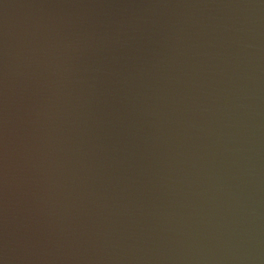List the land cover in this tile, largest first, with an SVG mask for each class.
Instances as JSON below:
<instances>
[{
  "label": "water",
  "instance_id": "obj_1",
  "mask_svg": "<svg viewBox=\"0 0 264 264\" xmlns=\"http://www.w3.org/2000/svg\"><path fill=\"white\" fill-rule=\"evenodd\" d=\"M0 264H264V0H0Z\"/></svg>",
  "mask_w": 264,
  "mask_h": 264
}]
</instances>
